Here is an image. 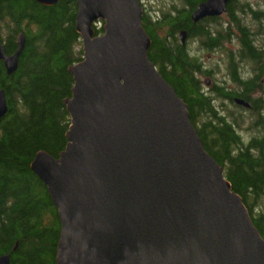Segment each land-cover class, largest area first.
Returning a JSON list of instances; mask_svg holds the SVG:
<instances>
[{"label":"water","instance_id":"water-1","mask_svg":"<svg viewBox=\"0 0 264 264\" xmlns=\"http://www.w3.org/2000/svg\"><path fill=\"white\" fill-rule=\"evenodd\" d=\"M228 2L211 0L194 19L220 15ZM77 8L84 56L69 68L68 145L58 159L39 152L31 164L58 212L56 264H264V239L243 199L149 59L140 0H77ZM25 45L21 34L8 56L0 39L8 75ZM8 111L0 90V122Z\"/></svg>","mask_w":264,"mask_h":264},{"label":"trees","instance_id":"trees-1","mask_svg":"<svg viewBox=\"0 0 264 264\" xmlns=\"http://www.w3.org/2000/svg\"><path fill=\"white\" fill-rule=\"evenodd\" d=\"M172 1V9L158 11L159 19L144 13L143 27L151 40L149 59L187 104L198 134L197 117L205 119L206 130L199 136L203 142L207 134L214 144L204 149L217 164L229 166L230 162L226 171L232 191L243 199L264 239V209L253 210L264 197V145L259 146L263 150L257 159L249 151L233 156L239 142L227 122L217 121L209 101L200 96L193 77L198 71L197 61L179 45V31L195 37L190 11L201 0ZM179 1L191 8L188 13H177ZM77 14V0H61L53 7L34 0H0V39L6 54H15L19 36L26 37L16 73L8 75L0 61V90H5L9 107L0 122V256L11 254V264H56L61 231L58 212L31 164L39 152L58 159L68 145L71 118L65 101L72 98L74 88L69 68L84 56ZM94 30L97 36L103 34L98 24ZM242 32L244 50L252 51V37L248 39ZM206 35L200 34L202 38ZM212 117L215 121L209 123ZM217 143L222 148L215 153L209 147Z\"/></svg>","mask_w":264,"mask_h":264},{"label":"flooded vegetation","instance_id":"flooded-vegetation-1","mask_svg":"<svg viewBox=\"0 0 264 264\" xmlns=\"http://www.w3.org/2000/svg\"><path fill=\"white\" fill-rule=\"evenodd\" d=\"M210 1L201 0L191 11L184 1H179L180 11L177 13L190 11L191 21L196 27L194 38L185 30L179 31V45L197 61L198 71L193 77L200 96L209 101L217 121L227 122L239 142V146L233 148V156L249 151L250 156L257 159L263 150L259 146L264 145V22H259L264 20V1L229 0L222 14L195 20L196 12ZM143 11L146 13L144 8ZM156 14L158 12L154 11V20L159 19ZM242 30L248 39L252 37V51L243 48L245 35ZM203 32L207 34L205 38L200 36ZM192 44L196 46L194 50L191 49ZM214 118L209 123L215 121ZM204 121L201 115L197 117L196 127L201 137L206 130ZM206 136L204 147L210 143L212 146L213 140ZM211 146L209 148L215 153L222 148L221 143ZM228 164L231 165L229 161ZM219 166L228 180L226 167L229 166Z\"/></svg>","mask_w":264,"mask_h":264},{"label":"rangeland","instance_id":"rangeland-1","mask_svg":"<svg viewBox=\"0 0 264 264\" xmlns=\"http://www.w3.org/2000/svg\"><path fill=\"white\" fill-rule=\"evenodd\" d=\"M249 1L252 2V3H255V2H258V1L261 2V0H249ZM263 1L264 0H262V2ZM140 2L143 3L142 6L146 10V12L147 13H151L153 15V17H155L154 16V11L155 12H158V11L160 12V9H162L164 7H167L169 9H172L173 8V5H174L172 0H140ZM242 2H245V0H242ZM159 14L161 15V13H159ZM156 16L158 17L159 15L156 14ZM98 25H99V28L100 29L103 28L102 27L103 26V23H100ZM4 32H5V30L3 32L1 31L2 34ZM195 48H196V46L192 44L191 45V49L194 50ZM262 208L264 209V197L261 198L257 202V204H254L253 210H254V212H258V211H261Z\"/></svg>","mask_w":264,"mask_h":264}]
</instances>
